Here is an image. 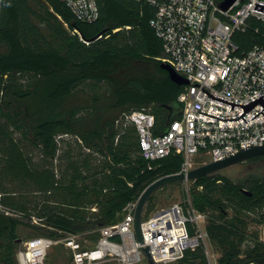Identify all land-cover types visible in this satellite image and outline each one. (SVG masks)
<instances>
[{
  "label": "trees",
  "instance_id": "16d2710c",
  "mask_svg": "<svg viewBox=\"0 0 264 264\" xmlns=\"http://www.w3.org/2000/svg\"><path fill=\"white\" fill-rule=\"evenodd\" d=\"M97 2L99 18L86 22L63 0H0V264H19L22 243L38 236L81 238L94 231V246L100 229L121 221L126 205L149 184L181 169V154L143 157L137 128L125 120L132 111H149L159 132L182 116L178 98L185 86L162 67L163 42L151 25L155 8L136 0ZM249 24L234 35L240 55L264 45V22L251 18ZM86 84L93 93L85 97L80 92ZM98 85L103 92L94 90ZM64 135L76 136L89 153L74 159L67 152L68 165L58 178L54 162ZM29 148L39 153L40 164ZM194 185L192 207L208 216L206 232L221 255L218 264L264 259V243L250 232L264 226V175L237 182L219 171ZM30 187L62 192L70 206L44 205L36 214L42 228L31 224L35 214L21 202ZM87 203L99 207L96 216L83 210ZM23 227L43 231L22 239ZM244 252L246 260L240 258ZM179 262L209 264L202 245Z\"/></svg>",
  "mask_w": 264,
  "mask_h": 264
},
{
  "label": "built area",
  "instance_id": "2783aa9c",
  "mask_svg": "<svg viewBox=\"0 0 264 264\" xmlns=\"http://www.w3.org/2000/svg\"><path fill=\"white\" fill-rule=\"evenodd\" d=\"M63 1L79 20L93 22L99 18L97 0ZM136 1L155 8L151 25L163 42L161 60L190 82L178 98L183 104L182 116L169 122L164 130L157 132L156 118L149 111L136 110L125 116L137 128L143 157L158 160L172 153L181 154L183 163L178 173L188 174L196 168L198 156L204 158L203 165L251 145H264L261 103L243 116L247 122L242 117L221 120L199 112L223 119L238 118L245 112L243 106L234 105L232 109V104L214 99L203 88L215 97L243 105L264 95V45L256 44L240 55L234 42L237 32L250 27L251 18L264 22V12L254 9L264 0H236L225 11L216 0ZM136 207L137 201L127 204L121 221L102 227L94 246H84L78 234L60 239L38 236L22 243L18 262L45 264L49 249L62 243L71 250L73 264H142L147 259L143 248L148 246L155 263L176 264L187 250H195L206 238L207 232L199 225L206 215L177 203L142 220L144 242H140L134 226ZM207 253L209 264H218L215 254Z\"/></svg>",
  "mask_w": 264,
  "mask_h": 264
},
{
  "label": "rangeland",
  "instance_id": "374dc122",
  "mask_svg": "<svg viewBox=\"0 0 264 264\" xmlns=\"http://www.w3.org/2000/svg\"><path fill=\"white\" fill-rule=\"evenodd\" d=\"M84 89L85 92H83ZM84 89L80 93L85 97L88 95L87 94L88 92L93 93V87H91V85L89 84H86ZM94 90L103 92L104 87L102 85H98L94 88ZM123 120L120 119L119 122L121 123ZM59 141H60L59 144L60 155H59V159L54 162V169H55V173L57 174V177L61 178L63 171L66 169L69 162L66 156L67 152L71 151V156L74 159H76L77 157H79V159H82L86 156L85 153H89V152L85 148L81 147V143L78 141L76 136L64 135L61 138L59 137ZM29 149H27V151H29V154L33 156L34 162L36 164H40L41 156L39 155V153L36 150H31V149L29 150ZM93 156L94 158L98 157L95 154ZM203 160H204L203 157L200 156L196 157L195 159L196 167L201 166ZM221 173L237 182L243 181L250 174L263 176L264 160L263 159H258L253 161L247 160L245 162L227 167L221 170ZM194 181L195 180H189V181L182 180V181L171 182L156 190L152 194L151 206H148L149 204L148 201L145 205L142 220H144V218L149 216L152 212H155L161 208H165L177 203L184 204L186 208L191 211V206H192L191 191L193 186H195ZM52 194H53L52 190L44 191L35 187H30L25 190L24 194L22 195L21 202L26 206L29 212L35 214L31 219V224L38 225L40 228H42L43 224L41 223V219L38 216H36V214L38 211H40L41 208H43L44 205L50 204L52 206H59L60 204H62V206L64 207L70 206L67 197H65L62 192H59L55 195ZM83 206H84L83 210L86 213H88L89 216H96L99 213V207L95 204L87 203V204H83ZM196 212L198 211L196 210ZM205 215H206L205 218L200 219L199 221L200 223L199 225L202 228V230H204V232H206V225L208 222L207 220L208 216L207 214ZM196 229H197V225H196ZM42 231L43 229L35 230L32 229L31 227H26V228L23 227L22 229H20L19 234L22 239H27L33 236L40 235ZM253 231H256V233L259 236V240L264 243V226L252 227L250 232L252 233ZM93 234L94 231H89L84 233L83 236L81 235V238L86 244V246H90L94 243V241L90 239V236H93ZM81 238L79 239L81 240ZM249 243H250L249 241L244 242L242 245V249L245 250ZM201 245L205 248L206 254H208L207 252H209L210 254L214 253L217 259L221 256L218 250L216 249V247L208 238V235H206V238L201 242ZM246 256L247 255L244 252L240 256V258L246 260ZM45 264H73L71 250L62 243H57L53 245L48 251ZM103 264H120V263L117 261H110ZM142 264H149V262L146 258H144ZM176 264H184V263L178 261ZM240 264H264V259H254L253 261L250 262L244 261V263H240Z\"/></svg>",
  "mask_w": 264,
  "mask_h": 264
},
{
  "label": "water",
  "instance_id": "95a60500",
  "mask_svg": "<svg viewBox=\"0 0 264 264\" xmlns=\"http://www.w3.org/2000/svg\"><path fill=\"white\" fill-rule=\"evenodd\" d=\"M235 1L236 0H222L219 3V7H220V9H222L224 11L228 10L235 3ZM254 9H257L259 11L264 12V4L257 2L256 7ZM60 22H61L62 26L64 27V29L68 33H71V29L69 28L68 24L63 19H60ZM100 36H101V34L98 37H100ZM162 67L165 68L169 72L171 78L175 82H177L178 84H180V85L190 84L189 80L182 77L181 75H179L173 69V67L170 64L163 62ZM195 86L202 87L199 83H196ZM203 90L206 91L209 95H211L214 99H218V100L232 104L233 105L232 109H234V105L243 106L245 112L238 118L223 119V118H219V117L213 116L211 114L199 111L201 113L210 115L212 117H215V118H218L221 120H239L241 117L245 120V118L243 116L246 113H248L252 108H254L257 104L261 103L264 106V95H262L261 97L257 98L256 100L252 101L251 103H249L247 105H243V104L233 103V102H229L225 99L215 97L210 92L205 90L204 88H203ZM263 110L260 113H263ZM258 115H256L253 119H255ZM260 155H264V145H262V146L251 145V146H248L245 149H243V150H241L235 154H232V155L227 156L225 158H222L220 160L209 162V163L203 164L201 166H198V167L194 168L193 170H191L188 174L176 173V174L163 176V177L155 180L151 184H149L146 187V189L142 192L140 197L138 198L137 207L135 210L134 226H135V231H136V234H137L139 241L144 242V236H143L142 229H141V223H142V219H143V211H144V208H145V205H146L148 199L156 190H158L162 186H164L168 183H171V182L182 181V180H188V181L189 180H197L198 178H201L203 176L214 174V173L219 172V171H221L227 167L245 162V161H247L253 157L260 156ZM143 251H144L145 255L147 256L149 264H157L152 259L149 246L146 248H143Z\"/></svg>",
  "mask_w": 264,
  "mask_h": 264
},
{
  "label": "flooded vegetation",
  "instance_id": "af4514ba",
  "mask_svg": "<svg viewBox=\"0 0 264 264\" xmlns=\"http://www.w3.org/2000/svg\"><path fill=\"white\" fill-rule=\"evenodd\" d=\"M264 160V158H262Z\"/></svg>",
  "mask_w": 264,
  "mask_h": 264
}]
</instances>
